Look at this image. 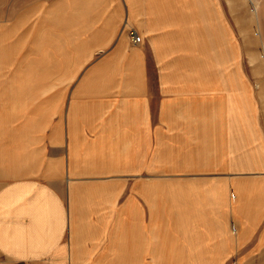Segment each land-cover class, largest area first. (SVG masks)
Returning a JSON list of instances; mask_svg holds the SVG:
<instances>
[{
  "label": "crops",
  "instance_id": "1",
  "mask_svg": "<svg viewBox=\"0 0 264 264\" xmlns=\"http://www.w3.org/2000/svg\"><path fill=\"white\" fill-rule=\"evenodd\" d=\"M60 6L58 77L48 29L43 76L0 77V264H264V78L228 0Z\"/></svg>",
  "mask_w": 264,
  "mask_h": 264
},
{
  "label": "rangeland",
  "instance_id": "2",
  "mask_svg": "<svg viewBox=\"0 0 264 264\" xmlns=\"http://www.w3.org/2000/svg\"><path fill=\"white\" fill-rule=\"evenodd\" d=\"M61 3L63 0H0V77L43 76L44 31L51 30L53 52L58 50ZM227 9L229 27L243 31L245 78H264V0H228ZM54 53L52 76L58 77V54ZM160 201L163 219L159 221L164 236L170 237V182H165L159 206Z\"/></svg>",
  "mask_w": 264,
  "mask_h": 264
},
{
  "label": "built area",
  "instance_id": "3",
  "mask_svg": "<svg viewBox=\"0 0 264 264\" xmlns=\"http://www.w3.org/2000/svg\"><path fill=\"white\" fill-rule=\"evenodd\" d=\"M130 37H131L133 44L139 45L142 43V38L138 35L136 31H132L130 33Z\"/></svg>",
  "mask_w": 264,
  "mask_h": 264
}]
</instances>
